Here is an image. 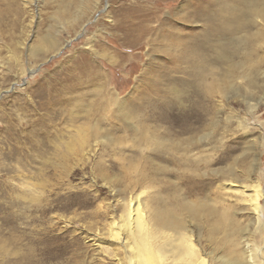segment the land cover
<instances>
[{"label":"rangeland","instance_id":"1","mask_svg":"<svg viewBox=\"0 0 264 264\" xmlns=\"http://www.w3.org/2000/svg\"><path fill=\"white\" fill-rule=\"evenodd\" d=\"M186 1L0 0V264H103L88 232L100 230L108 212L119 218L121 203L143 190L147 197L160 194L173 207L189 203L200 208L196 220H186H191L188 231L195 246L210 264H223L232 252L247 253L253 240L261 252L257 264H264V65L248 97L231 94L222 105L218 98L211 100L207 122L217 125L210 128L208 141L200 139L201 129L184 131L187 124L201 125L197 104L182 107L149 89L145 78L158 80L160 69L142 76L153 58L168 62L158 49L150 59L153 52L135 29L185 14ZM50 41L58 43L56 52L49 51ZM258 51L263 55L264 45ZM65 90L73 105H52L50 93ZM109 92L137 113L133 126L178 142V154L141 151L145 147L132 124L123 123L118 109L103 100ZM78 98L87 110L93 107V120L86 119ZM96 122L120 145L106 149L101 144L86 162L74 163L69 153L70 168H57L47 138L61 145L72 125ZM191 137L194 145L185 149ZM230 182L256 186L263 195L260 236L256 225L245 231L252 216L241 195L229 189ZM224 222L238 230L231 233V245L216 226ZM103 260L111 264L108 256Z\"/></svg>","mask_w":264,"mask_h":264},{"label":"bare ground","instance_id":"2","mask_svg":"<svg viewBox=\"0 0 264 264\" xmlns=\"http://www.w3.org/2000/svg\"><path fill=\"white\" fill-rule=\"evenodd\" d=\"M186 4L189 7H186V13H175L171 21L164 19L159 21L156 27L138 26L135 29L139 35H144L142 43L153 52L149 55L150 59L158 49L157 55H161L168 62V64H160L159 60L153 58L144 69L142 76L146 77L147 73L157 74L160 69L161 76L158 80L150 76L145 78L149 89L154 93H160L163 99L171 97L170 101L173 100L182 107L188 103L197 104L198 123L201 125L196 127L194 123L187 124L184 131L193 132L201 129L204 133L200 135V139L208 141L211 135L210 128H215L217 125L207 122L211 113L209 108L211 100L218 98L219 104L222 105L231 94L241 93L243 98L248 97L255 87V77L262 73L260 68L264 65V54L260 55L258 48L262 49L264 45V0H187ZM92 47L89 44L90 50ZM49 48V51L56 52L58 43L50 41ZM110 60L114 58L110 56ZM88 64L86 62V65ZM181 74L186 75L187 78L180 80L178 75ZM79 84L82 85V82ZM138 88L139 86L135 87L136 90ZM100 89L105 87L101 86ZM67 92L69 90L62 91L59 95L57 91L54 94L50 93L51 104L68 101L69 105H73L72 99L66 95ZM112 94L109 92L108 97L103 96V100L107 99L108 105L116 107L118 118L129 126L128 123L132 124V121L137 119V113L130 109L132 107H128L125 100H120ZM77 100L80 108L88 115L86 119L93 120L95 118L93 107L87 110L83 101L80 98ZM133 124L131 126L135 129L133 130L135 137H139L142 141L140 147H145L141 151L161 149L164 154L171 153L173 156L178 154L180 150L178 142H169L152 134L153 131L137 128ZM87 125L88 127L72 125L71 130L74 129L72 134L68 139L62 140L61 145L47 138L46 143L53 144L54 154L58 157L57 168L67 167V170L70 168L69 165L73 163L67 161L69 153L75 157L74 163L86 162L96 154L101 144H107L106 149L120 145V140L114 139L116 137L111 133H103L99 123ZM75 137L76 140H73ZM194 138L191 137L184 142L185 149L194 145ZM132 169V166L128 167L129 172H132ZM141 176V182H145L146 176L142 174ZM230 184L229 189L241 195L240 200L244 201L246 210L252 216L251 222L244 228L245 231L250 226L256 225L258 226L256 234L260 236L262 230L260 198L263 195L256 186L249 188V185L236 186L233 182ZM145 194L146 190H143L134 196L130 194V198L122 203L116 201L117 204L121 203L119 218L114 213L108 212L105 215L107 221L102 227L104 230L96 228L95 233L88 232L89 241L92 242L97 253L100 256L102 254V261L105 262L106 260L103 259L108 256L111 264H210L207 256L195 246L192 233L188 231L191 220L189 222L186 220L190 217L196 220L200 215V208L189 203H180L173 207L160 194L150 197ZM232 224L234 225L233 222ZM216 226L225 233V242L231 245V233H238V230L227 222ZM213 232H217V229L214 228ZM242 242L243 236L236 245ZM258 255H261L258 241L253 240L250 251L232 252L230 256L222 258V263L257 264Z\"/></svg>","mask_w":264,"mask_h":264}]
</instances>
